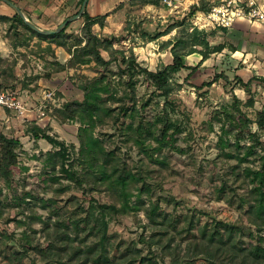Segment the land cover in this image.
<instances>
[{"label": "rangeland", "instance_id": "obj_1", "mask_svg": "<svg viewBox=\"0 0 264 264\" xmlns=\"http://www.w3.org/2000/svg\"><path fill=\"white\" fill-rule=\"evenodd\" d=\"M1 5L9 11V15H13L10 8L3 3ZM134 6L136 5L129 3L123 26L118 33H93L97 36L119 37L121 42L115 44L114 49H133L137 63L149 71H155L166 59L153 54L158 49L156 44L162 40L149 44L142 41L140 35L142 32H160L166 25L179 19L169 16L162 18L150 10L142 9L141 5ZM9 25L0 22V38L7 47V50L0 52V91L8 90L17 94L16 98L27 111L21 116L16 110L8 109L11 111L9 116L12 126L10 129H0L1 133L16 137L20 141V147L16 150V164L10 168L9 179L0 180V264H50L51 257L44 254L52 243L57 228L54 217H51L47 226L42 222L48 218L49 211L40 207L41 200L55 199L54 205L62 207L66 214L76 211L78 207H86L91 199L101 204L119 205L120 202L117 197L101 190L90 192L87 184H84V190H79L76 184L67 180L60 172L58 166L55 171H51L45 154L55 150L44 140L34 141L31 134L33 127H39L63 142L69 155L65 167L69 169V163L74 164L79 149L77 135L80 124L77 119L60 120L55 111L66 103L82 101L85 80L95 76L94 64L68 67L71 54L67 49L53 44L48 48L46 42L37 38L28 39L21 27L15 31L9 30ZM43 27L53 26L44 23ZM81 27L66 30V34L80 36ZM101 55L105 60L109 59L106 52ZM252 59L258 60V63H253ZM198 61V57H192L185 64L187 67L195 66ZM250 61L253 65L249 62L238 64L233 57H210L173 95L179 103L180 111L175 118L182 123L183 132L177 136V151L162 149L160 155L155 154L154 158L159 157L160 160L166 157L165 166L150 162L143 153L138 152L137 147L127 143L108 123L97 126L93 135L102 141L106 150H113L127 163L133 173L138 171L142 174L151 187L152 199H172L170 205L160 201L161 209L171 215L188 218L193 216L199 219V228L210 233L216 222L231 224L241 229L243 236L240 239L251 250L256 245L254 217L245 213L246 206L240 209L238 204L240 198L246 201V194L253 187L250 179L244 176L243 170L246 166L255 170L259 167V162L253 157L248 164L232 170L236 161L219 157L217 139L220 124L214 118V112L219 108L229 107L232 102L231 95L234 94L242 102L240 110L252 121V132L256 131L253 122L256 114L264 110V87L258 81L252 80L246 91L235 78L239 77L246 83L254 76L264 77V57H252ZM112 67L116 71L115 65ZM188 73L186 69L180 71L176 81L182 83ZM220 73L227 80L220 78L209 88L197 90ZM135 91L137 110L150 121L161 109L162 100L152 96V87L144 79L138 80ZM249 97L252 98L253 105L245 107L244 103ZM149 98L152 99L151 102L142 110L141 102ZM259 138L264 142V132L259 133ZM151 145L154 143L151 142ZM243 145L248 146V141L240 143V146ZM257 154L260 155L259 151ZM73 169L79 171L76 165ZM224 183V196L222 200H218V191ZM134 189L133 194L136 195ZM143 198L146 199V196ZM134 200L135 197H132L131 201ZM37 217L41 221H33ZM159 229L149 225L143 211L110 217L108 235L111 254L130 256L136 263L142 258L149 259L144 264H170L172 255H177L181 261L190 259L191 264H207L205 256L194 260L189 245L191 236L185 233L183 222L179 226L182 234L169 229V235L173 236L169 252L150 247L148 242L153 233H159ZM62 231L73 237L71 227L67 230L60 228L59 232ZM192 234L198 235V231L195 230ZM168 237H157L161 240V246L167 243ZM76 245L77 242L73 243V247ZM39 249L44 251L43 254L38 252ZM69 255L62 254L57 264L66 263ZM71 264L81 262L74 259ZM215 264L238 263L223 258ZM255 264H264V259Z\"/></svg>", "mask_w": 264, "mask_h": 264}, {"label": "trees", "instance_id": "obj_2", "mask_svg": "<svg viewBox=\"0 0 264 264\" xmlns=\"http://www.w3.org/2000/svg\"><path fill=\"white\" fill-rule=\"evenodd\" d=\"M82 1L79 2V9ZM130 2H136L141 6L159 4V0ZM210 6L208 1L202 0L199 10L207 12ZM192 14L193 12L188 13L182 19L168 25L162 32L154 35L147 32L141 33V40L149 43L168 35L173 30L176 31L171 41L168 40L160 45L161 50L169 48L172 56L171 62L161 63L155 71L141 67L137 63L133 49L129 48L127 51L114 49V45L121 42L119 37L115 35L97 36L93 33V26L104 27L106 16L91 18L84 11L81 16L83 20L81 34L72 37L66 34V28L69 25L57 34L42 35L33 32L15 13L12 16L0 15L1 23L10 24L9 30L17 31L21 27L28 35V39L37 38L39 41L46 42L48 48L53 44L56 47L67 49L71 54L68 67L89 63L95 66V76L85 80L82 101L66 103L61 109L55 111L60 120L77 119L80 124L77 135L79 149L74 164L69 163V169L65 167L69 155L63 142L39 127H33L31 134L34 141L44 140L55 150L45 154L51 171H55L58 166L60 172L67 180L76 184L79 190H84V184H87L90 192L101 190L117 197L120 204H101L91 199L86 207H78L76 211L66 214L62 207L54 205L55 199L41 200L40 207L49 211L48 218L42 222L46 225L51 217H54V225L57 228L54 239L44 254V256L51 257L50 264L59 263L62 254H70V258L66 263L60 264H71L74 259L80 260L81 264H144L149 259L142 258L136 263L135 259L130 256H117L116 253L112 255L108 235L110 217L139 211H143L150 226L160 228L159 233H153L148 245L154 246L161 252H169L170 243L173 241V236L169 235V229L174 233L182 234L183 231L179 230V226L183 222L186 227L185 233L191 236L189 245H191L194 260L205 256L204 260L207 264H215L223 258L230 262L235 260L238 264H255L264 259V142L259 140V133L264 132V110L256 114L253 122L256 126L254 132L251 130L252 121L240 110L242 102L234 94L231 95L232 102L229 107L222 106L214 112V118L220 124L217 139L219 157L224 160H235L236 165L232 170L248 164L250 158L253 157L259 162L257 169H250L246 166L243 170L244 176L250 179L253 187L246 194L248 195L246 201L240 198L238 204L240 209L246 206L245 213L254 217L253 224L257 232L256 245L251 250L247 249L240 239L243 236L241 229L231 224L216 222L210 233V231L199 228V219L193 216L188 218L171 215L161 209L160 201L163 200L170 205L173 202L172 199L161 197L152 199L151 187L146 183L142 174L138 171L133 173L127 163L113 150H106L102 141L93 135L97 126L108 123L114 131L119 133V136L126 139L127 143L137 147L138 152L143 153L150 162L165 166L166 157L160 160L159 157L154 158L155 154L160 155L162 149L177 151V136L183 132L182 123L175 118L180 111L179 103L173 95L181 89L182 84L204 61L208 60L212 54L220 53L226 48L222 44H209V39L213 37L215 31L198 32L194 30L189 33L188 19ZM229 51H234V49L229 47ZM102 52L108 54V60L102 57ZM192 54H199L200 60L195 66L187 67L185 59ZM112 65H115L116 71ZM60 68L64 69V67ZM184 69L189 73L180 83L175 78ZM140 78L150 84L152 96L162 100L161 109L150 121L137 110L135 85ZM220 78L226 79L220 73L209 82L203 83L197 90L204 87L209 88ZM235 78L241 88L246 91L252 80L258 81L264 87V77L254 76L246 83L239 77ZM151 100L149 98L141 102L142 110L148 107ZM244 105L251 107L252 98L249 97ZM243 141H248L249 145L240 146ZM151 142L154 145H151ZM19 147L18 138L8 137L0 132V180L9 179L10 168L16 164V150ZM258 151L260 155L257 154ZM75 165L79 167V171L73 169ZM133 188L137 192L136 195L133 194ZM224 188H226V183L218 191V200H222ZM144 196L146 199L143 198ZM132 197H135L133 202ZM35 220L41 221L39 217L33 219ZM68 227L73 230L72 238L66 231L59 232L60 228L67 230ZM195 230L198 231V235L192 234ZM159 236H169L167 243L161 246V240L157 238ZM75 242L77 245L73 247ZM38 252L43 254L44 251L39 249ZM170 264L191 263L190 259L181 261L177 255H172Z\"/></svg>", "mask_w": 264, "mask_h": 264}, {"label": "crops", "instance_id": "obj_3", "mask_svg": "<svg viewBox=\"0 0 264 264\" xmlns=\"http://www.w3.org/2000/svg\"><path fill=\"white\" fill-rule=\"evenodd\" d=\"M15 4L23 13L26 19L31 21L37 27L43 30H54L60 24H62L66 19L76 15L79 11L80 0H10ZM130 1L136 0H87L85 10L89 17H102L106 16L104 27L98 25L93 26V32H98L101 34H111L118 33L129 9ZM211 3L212 0H206ZM264 3V0H259ZM134 7H138L136 2H133ZM81 7V6H80ZM142 9L150 10L151 13L158 14L159 17H172L174 19H179L181 16H175L167 10V8L161 4L155 5H145ZM9 11L0 2V15L11 16L8 14ZM166 22V21H165ZM47 23L53 27H43V24ZM83 20L81 18L74 20L69 24L66 30L74 29L78 26H82ZM166 25L164 29L167 27ZM164 29L160 30L162 32ZM215 33L212 38L209 39L210 45L222 44L224 48L220 53L212 54L210 57H233L234 60L239 64L251 63L252 57H259L261 59L264 57V23H248L245 21L236 22L232 28L227 30H214ZM158 33V32H157ZM155 34V33H154ZM151 34V35H154ZM176 34V31H171L168 38L163 39L166 36H162L150 43L159 41L156 46L158 49L153 53L155 57H165V62L163 64H169L171 62V54L169 48L166 50H161L160 45L166 41H171ZM229 47H232L234 51H229ZM7 50L5 43L0 38V52L2 50ZM198 57L199 54H192L185 59V62L189 58ZM209 60V59H208ZM206 60V61H208ZM253 63H258V60L252 59ZM204 61L201 65H203ZM199 62V61H198ZM251 63V65H253ZM250 80V79H249ZM11 111L0 107V129L4 127L5 129H10L11 125Z\"/></svg>", "mask_w": 264, "mask_h": 264}, {"label": "built area", "instance_id": "obj_4", "mask_svg": "<svg viewBox=\"0 0 264 264\" xmlns=\"http://www.w3.org/2000/svg\"><path fill=\"white\" fill-rule=\"evenodd\" d=\"M202 0H161L169 13L181 16L182 19L190 12L189 33L227 30L236 22L264 23V3L259 0H212L207 12L200 11ZM17 94L8 90L0 91V107L14 109L19 115H25L24 105L16 98ZM49 97V95H48Z\"/></svg>", "mask_w": 264, "mask_h": 264}, {"label": "water", "instance_id": "obj_5", "mask_svg": "<svg viewBox=\"0 0 264 264\" xmlns=\"http://www.w3.org/2000/svg\"><path fill=\"white\" fill-rule=\"evenodd\" d=\"M0 2L3 3L4 5H6L8 8H10L13 11V13L18 15L22 19V21L25 23V25L27 27H29L33 32L38 33V34H42V35H51V34H57V33L61 32L71 22H73L76 19L81 18L82 14L84 13V10H85L87 0L82 1L81 7H80V9L76 15L66 19L62 24H60L54 30H43V29H40L39 27H37L31 21L26 19L25 16L23 15V13L21 12V10L15 4H13L10 0H0Z\"/></svg>", "mask_w": 264, "mask_h": 264}]
</instances>
